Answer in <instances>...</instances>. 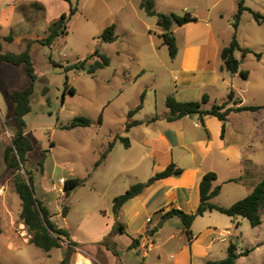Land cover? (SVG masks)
<instances>
[{"label": "rangeland", "instance_id": "1", "mask_svg": "<svg viewBox=\"0 0 264 264\" xmlns=\"http://www.w3.org/2000/svg\"><path fill=\"white\" fill-rule=\"evenodd\" d=\"M141 1L0 0V36L13 37L12 42L1 40V52L20 54L31 44L30 53L37 75L32 111L25 117L27 135L33 140L35 150L22 173L26 176V170H29L33 174L38 198L50 209L57 225L68 230L72 240L80 244L81 247L72 253L70 264H206L210 260L227 258L231 244L236 245L238 254H243L236 264H264V208L262 224L258 227H253L247 218L237 220L218 211L197 217L192 229L203 249L197 258L190 260L188 242L180 231V218H169L158 228L156 243L149 249L154 239L146 234L158 227L163 218L159 214L152 215V222L146 224L150 215L133 200L118 213L114 212V199L132 185L148 181L154 175L155 163L164 159L162 154L151 157L145 153L141 133L166 128L168 122L164 119L152 124L148 121L168 114L166 100L174 96L175 87L180 86L175 65L181 60V54L173 63L167 46L157 33V18L147 16L140 8ZM155 1L158 12L180 16L187 12L204 16L213 2ZM245 3L253 12L264 16V0H245ZM71 6L78 11L69 22L68 35L60 36L50 47L38 43L47 37L55 20L63 13H69ZM221 7L224 8V19L213 20V32L220 44L228 46L234 35L238 2L223 0ZM231 10L233 15L228 13ZM192 23L189 28L174 25L178 48H183L185 34L191 35L197 28H203V22ZM113 24L117 26V39L112 43L104 42L101 35ZM237 38L242 48L236 52L241 61L240 71H248L249 77L245 79L240 72L231 74L225 70V82L220 80L218 86L210 88L213 95L210 94L222 104L234 91V99L228 107H261L255 114L243 112L230 118V129L238 127L242 120L249 132L255 131L256 146L261 150L252 154L259 164L254 181L261 182L264 178V25L256 22L252 12H244ZM244 49L251 52L244 54ZM96 51L110 58L108 67L94 74L88 70L66 71L68 66L88 58L86 65L90 68L99 59L91 57ZM158 61L161 66L156 63ZM30 83L25 66L0 63V127L3 131L0 137V176H3L0 180L3 230L0 232V262L60 264L68 254L66 241L62 243L63 248L50 252L26 243L28 239L30 242L31 234L21 219L22 202L4 160L5 149L11 144L16 128L15 106L10 94ZM71 88L76 91L74 95L69 91ZM235 100H241L242 105L235 104ZM139 105L142 108L137 110ZM77 117L89 119L91 125L64 128ZM135 121L142 124L127 129L128 124ZM123 138L129 139L130 147L125 145ZM111 144H114L113 149L107 159L96 166ZM43 152L47 157L42 169L39 161ZM73 178L82 180V184L67 199L64 181ZM235 187L226 184V191L218 200L222 207L230 206L235 198L242 200L249 195L248 189L242 187L230 197V191ZM211 202L217 204V199L213 198ZM65 206L70 208L66 217L62 215ZM120 225L124 226V233L119 232ZM207 227L216 230L207 232ZM106 238L111 246L99 244ZM137 238L143 240V248L138 247L140 244L133 247V240Z\"/></svg>", "mask_w": 264, "mask_h": 264}, {"label": "trees", "instance_id": "2", "mask_svg": "<svg viewBox=\"0 0 264 264\" xmlns=\"http://www.w3.org/2000/svg\"><path fill=\"white\" fill-rule=\"evenodd\" d=\"M237 2L238 9L234 15L233 22L234 35L230 44L223 48L221 52V58L224 63V68L227 71H229L231 74H237L240 72L241 76L247 79L249 77V72L240 71L241 61L236 57V52L240 50L242 51L237 38L238 29L245 11L252 12L256 22L259 25H264V16H262L259 12H253L251 9L246 7L245 0H237ZM140 8L145 11L147 16L157 18V25L162 30V33L159 34V37L162 39L163 45L167 46L170 57L175 59L178 55L179 49L175 33L173 32L174 25L177 24L179 26H184L192 22H197L198 18L190 13H186L184 16L160 13L156 10L155 0H142L140 3ZM77 11L78 8L71 6L69 13H63L59 19L55 20L50 25L47 37L45 39L38 40L37 42L43 46L50 47L54 44L57 38L68 35L69 22ZM116 29V24L109 26L102 33L101 39L107 43L116 41ZM1 40L12 42L13 37L11 35L5 38L0 36V63H9L15 66H25V69L31 79L29 86L23 89L13 90L10 94L11 100L15 106L14 115L16 128L11 144L5 149L4 160L6 164V171L12 174L16 193L22 202L21 219L31 234L30 243L46 252H50L53 249L63 248L62 243L66 241L69 245L68 254L60 264H70L72 253L75 252V249L81 247L80 244L72 240L71 234L68 230L60 228L57 225V223L53 220L54 215L51 213L50 209L45 205L43 200L38 198L34 187L35 179L33 174L29 170H26V176L22 173V171L25 169V165L29 162L30 154L35 150V144L33 140L27 135V124L25 120V117L32 111V98L34 95L35 82L37 80V75L35 73V68L30 53L32 45L29 44L28 48L20 54L10 52L2 53ZM243 51L244 54L251 52L249 49H244ZM91 57H98L99 59L96 60L95 63L90 66V68L87 69L86 65V62L89 60L88 58L84 61H79L74 65L68 66L66 71L88 70V73L94 74L98 70L110 65V58L105 54H100L98 51L91 55ZM69 91L73 95L76 93L74 88H71ZM234 96L235 93L232 91L228 96V101L222 104H214L209 108H207V105L210 102L208 95H204L200 101L189 102H181L178 101L174 96H170L166 100V104L169 109L167 120L169 122H173L186 116H198L204 125V118L213 116L222 122V136L224 137L226 125L232 112H253L261 108L256 106L228 107L229 102L234 99ZM142 99L144 98L142 97ZM234 102L235 104L242 103L241 100H235ZM141 108L142 105H139L137 110H140ZM157 119L158 116L154 117L148 122L151 123ZM140 124H142V122H132L128 124L127 129ZM90 125L91 121L89 119L85 117H77L74 119L72 124L64 128L73 129L79 126L88 127ZM2 133L3 131L0 127V137L2 136ZM123 141L127 147H130V141L128 138H123ZM113 145L114 144H111L110 148L104 152L96 166L101 165L102 162L107 159L108 154L113 149ZM46 157V153L43 152L41 160L39 161V165L42 167V169L44 168ZM183 172L184 169L177 167L175 163H172L165 170L156 173L148 181L132 185L124 194L117 196L114 199V212L118 213L127 202L140 195L146 188L153 185L155 182L169 177L180 176ZM2 178L3 176H0V180ZM217 178L218 176L215 172H209L204 175L200 184V205L195 213H187L176 208H173L167 212L161 210L156 213V215H162L161 218H180L182 221L183 234L189 244L193 243L196 239V235L192 229L194 221L197 217L204 216L207 212L218 211L234 219L239 217L247 218L253 227H258L262 224L261 212L264 208V178L257 184L251 194L228 208L211 202L212 199L217 197L221 192V186L214 187V182L217 181ZM81 184L82 180L78 178L66 179L64 181L63 187L65 197L68 199L71 196V193ZM69 209V206L64 207L62 213L64 217L68 215ZM158 228L159 227H156L151 231L149 230L147 235L154 236L158 232ZM118 230L120 233H124L125 228L123 225H120ZM0 232H2L1 219ZM140 241L141 240L139 238L134 239L133 247L138 246ZM99 244L105 247H108V245L111 246L109 238H106ZM242 255L243 254L237 253L236 245L231 244L228 248L227 258L223 260L208 261L206 264H236L237 260ZM0 264L2 263L0 262Z\"/></svg>", "mask_w": 264, "mask_h": 264}, {"label": "crops", "instance_id": "3", "mask_svg": "<svg viewBox=\"0 0 264 264\" xmlns=\"http://www.w3.org/2000/svg\"><path fill=\"white\" fill-rule=\"evenodd\" d=\"M222 1L213 0L212 4L207 7L208 12H205L204 16H195L198 18L197 23L203 22L201 23L203 28H197V31L191 35L185 34L183 48H178V55L175 59L181 54V60L175 65V68L180 75L179 78L176 76L180 86H176L173 92L174 97L178 101H200L204 95H208L210 98L209 106L218 104L214 97L211 96L210 88L218 86L220 80L222 83L225 82L224 71L226 69L221 58V52L226 45L220 44L218 36L213 32V20L220 21L224 19V8H220ZM186 10L187 8H184V11ZM228 13L229 15L234 14L232 10ZM205 16L206 19H204ZM193 24L189 23L180 27L189 28ZM173 32L175 33L174 29ZM197 32L200 33L195 34ZM157 33H162V30L159 28ZM175 59H173V63H175ZM156 63L159 65V61ZM152 67L157 68V65H152ZM232 106L235 107L234 105ZM258 111H248L245 113L252 112L255 114ZM242 113L232 112L230 114L224 137L222 136L223 124L216 117H205L204 125L198 116H186L169 122L167 120L169 112L168 114L158 116V119H164L168 122L164 130L142 131L141 143L145 147V153H148L151 157H155L158 154L164 155L163 160L155 163L154 175L165 170L172 163L184 169V172L180 176L159 180L132 199L133 201H138L141 207L150 215L145 221L146 224L151 223V216L156 215L161 210L167 212L176 208L187 213H195L200 205L201 181L204 175L209 172H215L218 176L217 181L214 182V187L221 186L220 194L215 197L219 206H223L218 200L225 193L226 184L236 185L230 191V197L242 190V187L247 188L253 183L250 189L247 188V194H251L254 191L259 183L258 181H254L257 178L255 170L259 168V164L252 154L261 150L260 147L256 146L258 141L255 131L249 132L242 120L238 123V127L230 129L232 116ZM153 122L155 121H152L150 124ZM262 143L264 144V139ZM262 150L264 149L262 148ZM237 201L239 199L235 198L229 205L232 206ZM206 214L211 213L208 212ZM161 216L159 215L160 218ZM215 230L212 227L205 229L207 232ZM180 231L183 234L182 227ZM156 236V234L152 236L154 241L149 245V249H152L156 243ZM198 241L199 237L196 236L193 243L186 245L188 246L189 260L194 257L197 258L202 252L203 248L199 246ZM26 243L31 244L29 239ZM138 247L143 248V240L140 241V246Z\"/></svg>", "mask_w": 264, "mask_h": 264}, {"label": "water", "instance_id": "4", "mask_svg": "<svg viewBox=\"0 0 264 264\" xmlns=\"http://www.w3.org/2000/svg\"><path fill=\"white\" fill-rule=\"evenodd\" d=\"M165 220H166V218L162 219L161 223L158 225L159 228L163 226Z\"/></svg>", "mask_w": 264, "mask_h": 264}, {"label": "built area", "instance_id": "5", "mask_svg": "<svg viewBox=\"0 0 264 264\" xmlns=\"http://www.w3.org/2000/svg\"><path fill=\"white\" fill-rule=\"evenodd\" d=\"M225 241V240H224Z\"/></svg>", "mask_w": 264, "mask_h": 264}]
</instances>
